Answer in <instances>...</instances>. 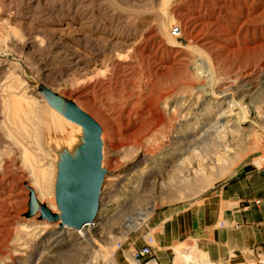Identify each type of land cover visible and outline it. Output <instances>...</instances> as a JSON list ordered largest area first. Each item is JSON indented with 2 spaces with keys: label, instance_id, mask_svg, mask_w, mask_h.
I'll return each instance as SVG.
<instances>
[{
  "label": "rangeland",
  "instance_id": "1",
  "mask_svg": "<svg viewBox=\"0 0 264 264\" xmlns=\"http://www.w3.org/2000/svg\"><path fill=\"white\" fill-rule=\"evenodd\" d=\"M39 84L102 128L107 173L88 240L25 216L28 187L55 210L57 151L81 134ZM221 90L254 120L227 111L224 131L210 129ZM262 159L264 0H0V264H135L148 237L164 247L166 214ZM166 247L169 264L177 251L203 253L191 238Z\"/></svg>",
  "mask_w": 264,
  "mask_h": 264
},
{
  "label": "crops",
  "instance_id": "2",
  "mask_svg": "<svg viewBox=\"0 0 264 264\" xmlns=\"http://www.w3.org/2000/svg\"><path fill=\"white\" fill-rule=\"evenodd\" d=\"M178 217L166 214L152 248L158 264H169L166 246L194 239L216 264H264V176L253 167L239 170L212 195L182 208ZM142 246V244H138Z\"/></svg>",
  "mask_w": 264,
  "mask_h": 264
},
{
  "label": "water",
  "instance_id": "3",
  "mask_svg": "<svg viewBox=\"0 0 264 264\" xmlns=\"http://www.w3.org/2000/svg\"><path fill=\"white\" fill-rule=\"evenodd\" d=\"M38 93L48 106L65 119L80 126L79 141L72 149L57 151L54 198L57 212H52L28 187L26 217L38 214L39 220L58 223L59 228L80 229L92 224L100 207V193L107 173L102 166V128L72 100L39 84Z\"/></svg>",
  "mask_w": 264,
  "mask_h": 264
},
{
  "label": "bare ground",
  "instance_id": "4",
  "mask_svg": "<svg viewBox=\"0 0 264 264\" xmlns=\"http://www.w3.org/2000/svg\"><path fill=\"white\" fill-rule=\"evenodd\" d=\"M73 58H74V63L73 64H71V65H73L74 67H76L77 68V70H78V67H80L79 65L81 64V62L79 61V59H77L76 58V56H72ZM82 65V64H81ZM73 69V68H72ZM45 86V85H44ZM47 88H49V87H47ZM51 91H53L51 88H49ZM54 92V91H53ZM220 92V94H221V98H224L225 100H223L224 101V105H222L223 103H221V101L220 102H217L216 103V105H215V107H216V109H218V110H222V108L224 107L225 108V110H223V111H221V113L219 114V115H217V116H215L214 118H213V125H211V126H209V128L210 129H215L218 133L219 132H222V131H224V129H225V126H224V124H221V122H222V118H223V116H224V114L228 111V112H230L231 114H241V116L240 117H238L236 120H238V121H253L254 120V118H248V112H247V110H244V108L242 107V106H239V104H241V103H237L234 99H233V96H231V101L229 100L228 101V98H229V96H227L226 95V93L223 91V90H221V91H219ZM45 101V100H44ZM73 101V100H72ZM46 102V101H45ZM74 102V101H73ZM75 103V102H74ZM47 104V103H46ZM76 104V103H75ZM48 105V104H47ZM77 105V104H76ZM78 106V105H77ZM50 107V106H49ZM79 107V106H78ZM51 108V107H50ZM80 108V107H79ZM52 109V108H51ZM81 109V108H80ZM236 109H240L241 110V112L239 111V112H236V113H234V111L236 110ZM55 111V110H54ZM84 111V110H83ZM56 112V111H55ZM85 112V111H84ZM57 113V112H56ZM87 113V112H86ZM88 114V113H87ZM60 115V114H59ZM61 116V115H60ZM64 118V117H63ZM65 119V118H64ZM67 120V119H66ZM67 121H69V120H67ZM70 122V121H69ZM71 123H73V122H71ZM73 124H75V123H73ZM77 127H78V130L77 131H79L80 132V130H81V128H80V126L79 125H77V124H75ZM207 133V132H206ZM220 134V133H219ZM102 135V134H101ZM207 136H208V134H207ZM220 136V135H219ZM173 138V137H172ZM222 138V136H220V139ZM174 139L177 141V142H182L184 139H185V133H183V134H181V135H177L176 137H174ZM102 140V139H101ZM223 142V141H222ZM204 144H206V143H204ZM220 147V146H219ZM179 152V151H178ZM182 152H184V151H182ZM180 154V153H179ZM175 157V156H174ZM168 158V157H167ZM43 172V171H42ZM46 172V171H45ZM43 175H45L44 173H42ZM46 177V176H45ZM44 190L46 191L47 189H46V187L44 188ZM55 199V198H54ZM52 211V210H51ZM52 212H57V209L55 208V210L54 211H52ZM141 215H144L143 214V212H138V216H141ZM133 219H134V217H129L128 218V222H131V221H133ZM96 220V219H95ZM94 220V221H95ZM94 221H93V223L92 224H89V225H93L94 224ZM87 225H85L84 227H82V228H80V229H75L76 230V232H77V235L79 236V237H81V238H83V239H86V231H85V227H86ZM63 228H65V227H63ZM86 240H88V239H86ZM175 251V250H174ZM180 251V250H179ZM177 256H176V258H177V261H176V263L174 262V264H216V263H213V262H211V261H209L207 258H206V256L203 254V253H201L200 255H197V253L195 254V253H193V252H182V253H180V252H178L177 251ZM176 260V259H175Z\"/></svg>",
  "mask_w": 264,
  "mask_h": 264
},
{
  "label": "built area",
  "instance_id": "5",
  "mask_svg": "<svg viewBox=\"0 0 264 264\" xmlns=\"http://www.w3.org/2000/svg\"><path fill=\"white\" fill-rule=\"evenodd\" d=\"M262 162L263 165L258 168V171H260L264 176V159H262ZM152 243L153 238L148 237L144 245L133 249L131 252V259L135 264H157V260L152 253ZM117 247L120 248L121 244H118Z\"/></svg>",
  "mask_w": 264,
  "mask_h": 264
}]
</instances>
